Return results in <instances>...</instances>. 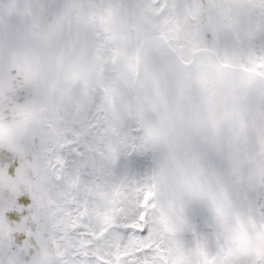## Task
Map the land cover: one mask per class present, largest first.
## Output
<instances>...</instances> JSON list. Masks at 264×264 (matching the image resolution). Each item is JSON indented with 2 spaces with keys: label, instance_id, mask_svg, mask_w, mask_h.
<instances>
[{
  "label": "snow or ice",
  "instance_id": "1",
  "mask_svg": "<svg viewBox=\"0 0 264 264\" xmlns=\"http://www.w3.org/2000/svg\"><path fill=\"white\" fill-rule=\"evenodd\" d=\"M191 7L0 0V264H264V97L216 109Z\"/></svg>",
  "mask_w": 264,
  "mask_h": 264
},
{
  "label": "rangeland",
  "instance_id": "2",
  "mask_svg": "<svg viewBox=\"0 0 264 264\" xmlns=\"http://www.w3.org/2000/svg\"><path fill=\"white\" fill-rule=\"evenodd\" d=\"M194 2L195 5L202 4V0H192V7L179 14L181 33L190 34L199 45H208L220 58L227 57L226 63L248 67L259 50L261 39L254 20L256 0H205L202 5L207 11L200 6L192 9ZM118 10L123 11V8ZM26 47L25 41H18L14 59Z\"/></svg>",
  "mask_w": 264,
  "mask_h": 264
},
{
  "label": "water",
  "instance_id": "3",
  "mask_svg": "<svg viewBox=\"0 0 264 264\" xmlns=\"http://www.w3.org/2000/svg\"><path fill=\"white\" fill-rule=\"evenodd\" d=\"M203 49L209 61L219 57L214 49ZM245 68L227 63V67L221 69L223 75H209L208 87L216 109L223 111L231 105H243L244 114L255 124L259 116L257 104L264 97V88L260 86L257 78L245 72ZM244 80L247 82L241 87V81ZM252 143L259 147L257 136L252 137Z\"/></svg>",
  "mask_w": 264,
  "mask_h": 264
},
{
  "label": "flooded vegetation",
  "instance_id": "4",
  "mask_svg": "<svg viewBox=\"0 0 264 264\" xmlns=\"http://www.w3.org/2000/svg\"><path fill=\"white\" fill-rule=\"evenodd\" d=\"M201 1V0H200ZM204 2H205V0H202V4H204ZM193 4V3H192ZM201 3L199 4V5H195V2H194V5H193V8L192 9H194V10H196L197 8L199 9V6H200V8L201 9H203V10H206V7L205 8H203V5H202ZM185 11V10H184ZM191 10H189V12H190ZM207 11V10H206ZM125 13H127V14H125ZM191 13V12H190ZM204 13H205V11H204ZM121 14V15H120ZM199 14V13H198ZM118 15L121 17V19H122V21L127 25V26H129V24L130 23H132L131 24V26H133V13L131 12V11H128V10H125V9H123V11H119L118 10ZM204 16H207V13L206 14H204ZM130 27V26H129ZM200 46L203 48H205V47H209L208 45H204V44H200Z\"/></svg>",
  "mask_w": 264,
  "mask_h": 264
},
{
  "label": "bare ground",
  "instance_id": "5",
  "mask_svg": "<svg viewBox=\"0 0 264 264\" xmlns=\"http://www.w3.org/2000/svg\"><path fill=\"white\" fill-rule=\"evenodd\" d=\"M208 48H210V47H208Z\"/></svg>",
  "mask_w": 264,
  "mask_h": 264
}]
</instances>
